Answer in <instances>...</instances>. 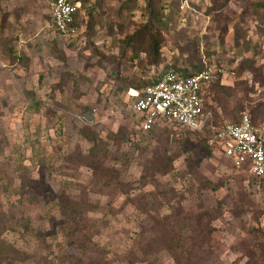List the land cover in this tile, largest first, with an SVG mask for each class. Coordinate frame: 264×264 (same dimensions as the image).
<instances>
[{
  "label": "rangeland",
  "instance_id": "374dc122",
  "mask_svg": "<svg viewBox=\"0 0 264 264\" xmlns=\"http://www.w3.org/2000/svg\"><path fill=\"white\" fill-rule=\"evenodd\" d=\"M52 1L0 0V264H264V179L211 130L143 131L129 107L198 64L212 130L263 123L264 0H80L67 38Z\"/></svg>",
  "mask_w": 264,
  "mask_h": 264
},
{
  "label": "built area",
  "instance_id": "2783aa9c",
  "mask_svg": "<svg viewBox=\"0 0 264 264\" xmlns=\"http://www.w3.org/2000/svg\"><path fill=\"white\" fill-rule=\"evenodd\" d=\"M80 0H53L51 2V25L59 37H70L76 30V14ZM212 70L205 67L186 76L172 70L160 73L156 81L141 90L130 89L133 98L130 109L141 118V128L150 130L155 123L169 119L176 124L201 130L211 112H204L202 94ZM223 155L233 166L245 167L256 177H264V122L256 124L243 112L235 123H224L213 130Z\"/></svg>",
  "mask_w": 264,
  "mask_h": 264
},
{
  "label": "trees",
  "instance_id": "16d2710c",
  "mask_svg": "<svg viewBox=\"0 0 264 264\" xmlns=\"http://www.w3.org/2000/svg\"><path fill=\"white\" fill-rule=\"evenodd\" d=\"M148 5H150V4H148ZM149 12H150V17H152V18H154V19H158V17H160V13L159 12H155V9H153V7L152 6H150V9H149ZM50 15V14H49ZM49 19L51 20V15H50V17H49ZM76 24V26L78 25V14H76V22H75ZM154 47V49L156 50V52H158V44H155V46H153ZM205 67H200L198 64H191L190 66H187V67H185V66H183L182 68H177V69H173V68H166V69H164V70H162V72H164V71H166V70H172V71H175V72H179V73H182L183 75H186V76H190V75H193V74H195V73H197L198 71H201L202 69H204ZM160 76V74H157V75H155L154 77H153V79H151V80H149L148 82H146V83H144L143 84V86L144 85H146V84H149V83H152V82H154V81H156V79H158V77ZM212 77H213V74H212V76H211V78L209 79V81L207 82V86L211 83V81H212ZM143 86H140V87H138L137 88V90H141L142 88H143ZM205 87L204 88V91H205V89H207L208 87ZM251 118V117H250ZM163 121H167V122H170V123H172V124H175V125H177V126H180V127H182L183 129H188V130H191V131H197V130H195V129H191V128H188V127H186V126H182V125H179V124H176L175 122H173V121H171V120H169V119H162ZM161 121V120H160ZM251 121L253 122V120H252V118H251ZM231 123H235V122H231ZM156 124V123H155ZM224 124V123H223ZM223 124H220L219 126H221V125H223ZM154 126V125H153ZM212 126H214V122H213V115H212V118H211V120L210 121H208V123L204 126V128H202V130H204V129H207L208 131L209 130H211V132L213 133V130H212ZM144 131V130H143ZM146 131V130H145ZM99 165V164H98ZM164 165H166V164H163V166ZM169 165H171V162H170V160H169ZM103 166V165H102ZM95 167H97L96 165H95ZM112 168H114L113 166H110V167H107V168H102L101 167V172H103V171H105V169L110 173V177H112V178H118V175L116 174V171L115 170H112ZM96 177H97V179L98 180H101V179H103L105 176H103V175H101L100 174V172H99V169H98V171H96ZM253 177H255L256 179H264V177H256V176H254V175H252ZM60 200H62V202H64L65 204L64 205H66V207L68 206V202H67V200H69V196H66V197H60ZM69 212H70V214L68 215V220H70V223H72L73 224V221L74 220H79L80 219V216H81V214H75L74 213V209L72 208V209H69ZM77 224H79V223H77ZM77 234H82L81 233V229H77V231H75V234H74V236H76ZM88 239H89V237H88ZM2 243H4V240H2V239H0V244H2ZM77 256H74V255H70V261L73 259V260H79L78 261V264H81V262H82V260L81 259H79V258H76ZM83 263V262H82Z\"/></svg>",
  "mask_w": 264,
  "mask_h": 264
},
{
  "label": "water",
  "instance_id": "95a60500",
  "mask_svg": "<svg viewBox=\"0 0 264 264\" xmlns=\"http://www.w3.org/2000/svg\"><path fill=\"white\" fill-rule=\"evenodd\" d=\"M88 116V115H87ZM89 117V116H88Z\"/></svg>",
  "mask_w": 264,
  "mask_h": 264
}]
</instances>
